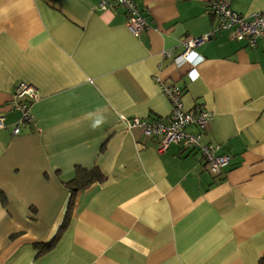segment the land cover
Masks as SVG:
<instances>
[{
	"label": "crops",
	"instance_id": "crops-1",
	"mask_svg": "<svg viewBox=\"0 0 264 264\" xmlns=\"http://www.w3.org/2000/svg\"><path fill=\"white\" fill-rule=\"evenodd\" d=\"M210 0H134L146 26L133 36L121 7L99 0H0V264H258L264 256V39L249 47L217 30ZM243 15L264 0H231ZM191 80L173 58L205 36ZM173 82L185 111L211 113L204 144L230 162L211 174L200 152L124 118L162 119ZM33 86V122L12 129L16 86ZM189 131H195L193 127ZM103 175L76 192L75 168Z\"/></svg>",
	"mask_w": 264,
	"mask_h": 264
},
{
	"label": "built area",
	"instance_id": "built-area-1",
	"mask_svg": "<svg viewBox=\"0 0 264 264\" xmlns=\"http://www.w3.org/2000/svg\"><path fill=\"white\" fill-rule=\"evenodd\" d=\"M230 1H209L208 9L215 20L216 29L229 30L236 41H243L249 47H254L258 40L264 39V12L239 14L230 8ZM98 7L101 10L121 7L126 16V28L133 36H137L146 26L144 17L134 0H99ZM207 38L205 35L183 40V51L172 60L176 69L187 68L186 75L191 80L196 78V67L202 60L195 50ZM154 80L170 104L168 117L166 120L124 118L127 129L139 128L143 136L158 138V153L164 152L171 143L179 144L185 150H197L208 171L213 175L219 174L228 166L230 156L218 153V145L202 142V135L211 120V113L204 106L189 111L183 110L180 100L181 89L173 82H166L159 77H155ZM36 98V90L29 84L20 83L14 89L9 108L19 112L20 118L12 129L13 136L19 134L20 127L33 122L30 106ZM4 127V118L0 117V130ZM190 127H193L195 131H189Z\"/></svg>",
	"mask_w": 264,
	"mask_h": 264
},
{
	"label": "trees",
	"instance_id": "trees-1",
	"mask_svg": "<svg viewBox=\"0 0 264 264\" xmlns=\"http://www.w3.org/2000/svg\"><path fill=\"white\" fill-rule=\"evenodd\" d=\"M102 180H103V175L97 168H93L91 170H86L81 167L75 168L74 178L66 184V187L70 193V198L67 204L65 217L53 239L47 244L40 245L41 247L40 253H44L53 249L57 244L59 238L61 237L62 233L64 232V230L67 228L69 222V213L72 205V199L75 196L76 192L88 187L90 184L94 182H101ZM4 199L5 197L3 193L0 191V201L4 202ZM258 264H264V256H262L259 259Z\"/></svg>",
	"mask_w": 264,
	"mask_h": 264
},
{
	"label": "water",
	"instance_id": "water-1",
	"mask_svg": "<svg viewBox=\"0 0 264 264\" xmlns=\"http://www.w3.org/2000/svg\"><path fill=\"white\" fill-rule=\"evenodd\" d=\"M210 37H208V39H209Z\"/></svg>",
	"mask_w": 264,
	"mask_h": 264
}]
</instances>
